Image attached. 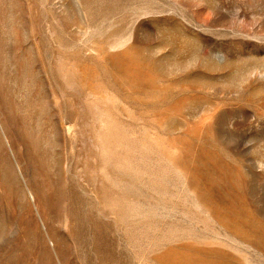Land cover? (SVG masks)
Returning <instances> with one entry per match:
<instances>
[{"label":"rangeland","instance_id":"1","mask_svg":"<svg viewBox=\"0 0 264 264\" xmlns=\"http://www.w3.org/2000/svg\"><path fill=\"white\" fill-rule=\"evenodd\" d=\"M0 264H264V0H0Z\"/></svg>","mask_w":264,"mask_h":264}]
</instances>
